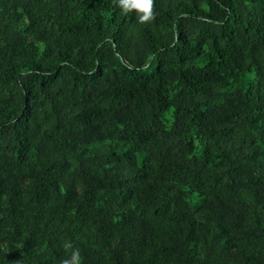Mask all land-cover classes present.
<instances>
[{
  "label": "trees",
  "instance_id": "16d2710c",
  "mask_svg": "<svg viewBox=\"0 0 264 264\" xmlns=\"http://www.w3.org/2000/svg\"><path fill=\"white\" fill-rule=\"evenodd\" d=\"M0 0V264H264V0Z\"/></svg>",
  "mask_w": 264,
  "mask_h": 264
},
{
  "label": "clouds",
  "instance_id": "9594fccd",
  "mask_svg": "<svg viewBox=\"0 0 264 264\" xmlns=\"http://www.w3.org/2000/svg\"><path fill=\"white\" fill-rule=\"evenodd\" d=\"M117 6L122 13L127 15L135 13L138 23L151 24L156 19L155 0H116ZM65 249H71L69 259L62 261V264H81V255L78 248H73L71 243L64 244Z\"/></svg>",
  "mask_w": 264,
  "mask_h": 264
}]
</instances>
